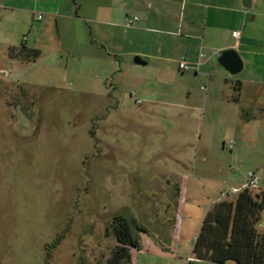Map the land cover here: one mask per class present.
Instances as JSON below:
<instances>
[{
    "label": "rangeland",
    "instance_id": "1",
    "mask_svg": "<svg viewBox=\"0 0 264 264\" xmlns=\"http://www.w3.org/2000/svg\"><path fill=\"white\" fill-rule=\"evenodd\" d=\"M15 13L0 18L2 46L30 35ZM257 24L235 75L206 49L198 73L130 56L110 75L50 52L21 68L0 62V264H105L117 216L135 222L134 264L192 260L207 209L234 200L225 192L250 171L252 190L264 187V86L253 83L264 80V15Z\"/></svg>",
    "mask_w": 264,
    "mask_h": 264
},
{
    "label": "crops",
    "instance_id": "2",
    "mask_svg": "<svg viewBox=\"0 0 264 264\" xmlns=\"http://www.w3.org/2000/svg\"><path fill=\"white\" fill-rule=\"evenodd\" d=\"M20 1L22 3L18 6L9 5L6 0L0 1V18L4 11H17L18 22L30 35H24L22 42H14L10 38L3 46L0 42V62L21 68L29 63L38 64L50 52L53 59L66 61L67 69L73 67L77 72L82 70V66L94 69L99 66V75H110L114 69L117 71L120 57L125 56L134 57L136 64H139L136 57H141L146 64L150 58L159 60L163 70L176 63L180 71L179 60L185 56L190 63V69L186 71L198 73L201 69L205 71L209 62L204 60L203 49L208 50L211 57L217 51L234 48L245 66L244 57L250 53L248 46L258 41V15H264V0ZM134 16L139 19L129 23ZM82 25L92 27L91 30L85 28V36H79L77 30ZM235 31L240 32V37L234 36ZM63 33L70 35V45L63 40ZM83 42L90 46L89 51ZM23 44L39 50L40 57L36 61L17 57L15 54ZM154 44L159 45L157 53L151 51ZM253 83L264 86V80ZM188 180L183 179L185 185ZM133 255L132 251L134 264ZM136 264H139L138 258Z\"/></svg>",
    "mask_w": 264,
    "mask_h": 264
},
{
    "label": "trees",
    "instance_id": "3",
    "mask_svg": "<svg viewBox=\"0 0 264 264\" xmlns=\"http://www.w3.org/2000/svg\"><path fill=\"white\" fill-rule=\"evenodd\" d=\"M15 55L36 61L40 51L23 44ZM241 87L239 81L235 90ZM233 97L236 102L240 100L238 95ZM263 221L264 187L244 189L234 200L216 201L206 211L193 245V259L187 264H264ZM134 225L123 216L116 217L112 230L118 244L105 264H133L132 250L140 247L133 234Z\"/></svg>",
    "mask_w": 264,
    "mask_h": 264
},
{
    "label": "water",
    "instance_id": "4",
    "mask_svg": "<svg viewBox=\"0 0 264 264\" xmlns=\"http://www.w3.org/2000/svg\"><path fill=\"white\" fill-rule=\"evenodd\" d=\"M136 62L139 64H146L141 57H136ZM217 62L232 75L240 73L244 68V62L240 53L234 49H224L220 51L216 58ZM264 226V221L262 222Z\"/></svg>",
    "mask_w": 264,
    "mask_h": 264
},
{
    "label": "built area",
    "instance_id": "5",
    "mask_svg": "<svg viewBox=\"0 0 264 264\" xmlns=\"http://www.w3.org/2000/svg\"><path fill=\"white\" fill-rule=\"evenodd\" d=\"M139 19L138 16H134L132 19H130L129 23H134L135 21H137ZM234 36L236 37H240V32L239 31H235L234 32ZM179 66L180 69L183 71L189 70L190 69V63L184 58L182 57L179 60ZM259 184V176L255 171H250L248 173L247 179L238 187H232L231 189H229L228 191L225 192L226 196H232V195H237L238 193H240L242 190L244 189H252L257 187Z\"/></svg>",
    "mask_w": 264,
    "mask_h": 264
}]
</instances>
